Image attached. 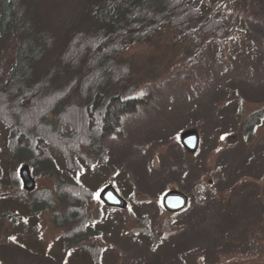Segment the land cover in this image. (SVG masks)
<instances>
[{
	"label": "rangeland",
	"instance_id": "obj_1",
	"mask_svg": "<svg viewBox=\"0 0 264 264\" xmlns=\"http://www.w3.org/2000/svg\"><path fill=\"white\" fill-rule=\"evenodd\" d=\"M184 1L199 9L193 27L222 18L232 34L174 45L176 31L162 27L126 47L117 59L129 63L141 103L121 118L120 138L79 147L72 166L43 142L12 152L15 128L0 120V264H264V0ZM27 3L56 45L87 8L84 0ZM92 24L87 14L80 23ZM15 46L12 31L0 37V78ZM187 129L199 136L193 154L179 140ZM24 166L34 188L23 196ZM68 185L91 193L84 205L64 192ZM107 185L125 208L100 201ZM169 191L187 205L164 209ZM43 192L53 206L37 198ZM69 213L73 221L57 217Z\"/></svg>",
	"mask_w": 264,
	"mask_h": 264
},
{
	"label": "trees",
	"instance_id": "obj_2",
	"mask_svg": "<svg viewBox=\"0 0 264 264\" xmlns=\"http://www.w3.org/2000/svg\"><path fill=\"white\" fill-rule=\"evenodd\" d=\"M27 1L0 0V37L12 31L16 39L12 67L0 78V120L15 128L12 152L43 142L62 152L72 166L79 147L95 150L106 136L120 138L121 118L141 103L133 97L129 63L117 59L126 47L148 41L162 27L176 31L174 45L196 44L205 37L219 43L232 34L222 18L209 17L193 27L200 12L184 0H84L87 8L56 45L53 33L35 22ZM86 14L92 27L80 25ZM63 127L69 128V136L62 134ZM64 192L82 205L91 196L76 185ZM37 198L53 206L49 192ZM77 211L80 222L86 219L83 208ZM70 215L57 217L73 221L76 216Z\"/></svg>",
	"mask_w": 264,
	"mask_h": 264
},
{
	"label": "water",
	"instance_id": "obj_3",
	"mask_svg": "<svg viewBox=\"0 0 264 264\" xmlns=\"http://www.w3.org/2000/svg\"><path fill=\"white\" fill-rule=\"evenodd\" d=\"M179 140L181 146L189 153L193 154L198 150L199 136L195 129L182 131L179 135ZM19 177L25 191H30L34 188V180L27 167L24 166L19 170ZM98 197L100 201L108 207L123 209L126 206V200L110 185L103 187ZM186 205L187 198L180 192L169 191L162 196V206L167 211L176 212L183 209Z\"/></svg>",
	"mask_w": 264,
	"mask_h": 264
}]
</instances>
